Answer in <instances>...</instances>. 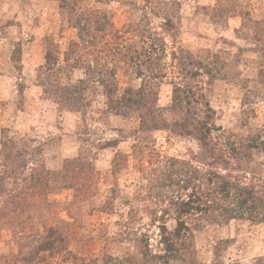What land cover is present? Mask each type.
Returning a JSON list of instances; mask_svg holds the SVG:
<instances>
[{
	"label": "rangeland",
	"instance_id": "rangeland-1",
	"mask_svg": "<svg viewBox=\"0 0 264 264\" xmlns=\"http://www.w3.org/2000/svg\"><path fill=\"white\" fill-rule=\"evenodd\" d=\"M39 1L53 31L28 43V115L2 129L0 264H264V0ZM143 85L154 115L113 108ZM198 174L216 204L237 207L221 175L261 207L180 215Z\"/></svg>",
	"mask_w": 264,
	"mask_h": 264
},
{
	"label": "crops",
	"instance_id": "crops-1",
	"mask_svg": "<svg viewBox=\"0 0 264 264\" xmlns=\"http://www.w3.org/2000/svg\"><path fill=\"white\" fill-rule=\"evenodd\" d=\"M40 2L42 1L0 0V21H4V25L0 26V146L3 127L13 128L10 123L17 124L19 120L28 115L19 106L21 83L18 82V80L25 78L22 75H25V70L29 65V60L26 57V48L30 46L28 43L33 44L31 48H38L35 44L39 39L49 36L53 31V29L45 28V25L39 24L40 22L38 23L36 18H32L33 12L38 11ZM27 17L30 22L32 21L30 25L24 26V22L20 26L17 24L18 20L24 21ZM41 32L43 35L40 34ZM25 34L33 40L28 42L27 39V44L26 41H22L23 53L21 52L20 56L15 58L16 44L21 42ZM39 60L40 57L31 61L32 63H39ZM30 89L32 90L33 87Z\"/></svg>",
	"mask_w": 264,
	"mask_h": 264
},
{
	"label": "trees",
	"instance_id": "trees-1",
	"mask_svg": "<svg viewBox=\"0 0 264 264\" xmlns=\"http://www.w3.org/2000/svg\"><path fill=\"white\" fill-rule=\"evenodd\" d=\"M62 7V6H61ZM82 81V80H81ZM101 83H104V80H101ZM65 91H67V94H63L62 99L66 102H72L77 100L76 98H74L73 96H71V88L70 87H64L63 88ZM148 91L146 89V87H144V85L142 86V89L140 90V92H135L136 96H129V97H122V98H117L114 102L116 103V106L112 104L113 108L117 109L118 111L120 110L117 107H123V106H127V107H137V108H144L145 111L149 114V115H154L157 111L158 108H156V102H157V94L156 93H149L147 94ZM151 92V91H149ZM138 93V94H137ZM156 95V96H155ZM68 102V103H69ZM113 102V103H114ZM175 104H176V99H175ZM179 106L177 105V108ZM176 110V105L171 107V111L175 112ZM205 127L200 126V131L199 133H203V129ZM209 130V129H208ZM206 133V130H205ZM204 134V133H203ZM207 134V133H206ZM202 138V137H201ZM81 157H78V160H80ZM76 162V161H73ZM78 162H76L77 164ZM79 165V164H78ZM75 166V168H73L72 170V174H71V179L72 180H77V179H81L82 174H83V167L81 166ZM201 175H195V178L197 180L198 184L196 185V190H194L188 199H181V207L179 210L180 215L183 213H188L191 210H197L198 213H205V215H207V213L210 212V210L212 211H219V213L222 215V213H229L228 215L231 216L232 218L237 217L239 215L242 214V212L240 210H244L246 209V207L249 206V204L251 205V208L253 209H257L258 207L260 208L261 206H257V203L259 201H261V197L259 196V192L256 191L254 188H250V187H246V186H241L239 183H233L231 180L225 179L226 177L219 175V179L222 180V184L223 186L221 187V192L223 194H225V197H229L233 193H235V200H236V208H229V207H224L222 206L221 203L216 204L215 203V197H212L213 195L211 194V192L208 191L207 194L204 193L203 189L205 187H207L211 182L209 178H205L204 181L200 180ZM218 178V177H217ZM212 180V179H211ZM184 183L186 184L185 180ZM191 182V180H190ZM209 188V187H208ZM213 204V205H211ZM196 206V207H195ZM167 208L165 209V211L163 212V214H165L167 212ZM164 218V217H162ZM178 226L175 229V234H182L183 232L186 233V231H188L189 229L187 228V225L185 224V222L183 220H181V218L178 219ZM161 229L165 230V225L163 224ZM55 232H52V229L49 231V235L46 239V242L44 245H41L39 247L40 251H45V250H50L54 247L55 245V241H59V237H54ZM2 257H0V261H1Z\"/></svg>",
	"mask_w": 264,
	"mask_h": 264
}]
</instances>
